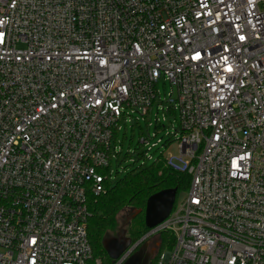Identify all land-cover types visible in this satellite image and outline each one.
<instances>
[{
  "label": "built area",
  "instance_id": "built-area-1",
  "mask_svg": "<svg viewBox=\"0 0 264 264\" xmlns=\"http://www.w3.org/2000/svg\"><path fill=\"white\" fill-rule=\"evenodd\" d=\"M141 121L123 173L164 159L191 181L113 264L161 233L156 264H264V0H0V264H104L91 197Z\"/></svg>",
  "mask_w": 264,
  "mask_h": 264
},
{
  "label": "trees",
  "instance_id": "trees-1",
  "mask_svg": "<svg viewBox=\"0 0 264 264\" xmlns=\"http://www.w3.org/2000/svg\"><path fill=\"white\" fill-rule=\"evenodd\" d=\"M190 181L191 176L187 172L172 169L165 164L163 159L151 162L144 167H131L112 181L106 192L91 197L92 214L88 221V234L94 256L100 257L104 264L114 263L105 250L104 239L117 230V217L120 212L126 208L140 211L131 217L127 228L129 238L132 243H135L149 231L145 224V208L148 198L167 188H177L176 198H178L181 192L188 190ZM158 238L161 245L152 259V264H156L164 242L172 236L168 233H161Z\"/></svg>",
  "mask_w": 264,
  "mask_h": 264
},
{
  "label": "rangeland",
  "instance_id": "rangeland-1",
  "mask_svg": "<svg viewBox=\"0 0 264 264\" xmlns=\"http://www.w3.org/2000/svg\"><path fill=\"white\" fill-rule=\"evenodd\" d=\"M171 84L168 81L161 80L159 84L157 85V90H159L160 98L159 100H163L166 97H168V93L171 91ZM156 118V106L152 110V117L151 121L155 122ZM174 119V117H170V120ZM143 128V130L148 131L149 133H152L155 131V127H149L148 123L145 121H141L140 124L136 123L134 125V128L131 127V123L125 126V124H122V129L118 133L117 141L118 145L122 149V155L121 158L125 155L126 157L122 160L120 164H118L115 160L113 161L112 168L114 171V180L118 178L120 175L123 174L124 171V165L129 163L130 159H137V150L140 147L139 140L141 137L140 128ZM179 154L178 144L176 142H173L172 145L166 150L165 155L169 156H177ZM119 168L121 171V174L118 175L116 173V170ZM187 191H183L179 194L178 200H180L182 197H185ZM139 210H133L131 208H126L122 212L118 214V227L117 230L114 233H110L108 236L111 237H129L127 233V228L129 221L131 217L135 216L137 213H139ZM140 241V239L138 240ZM146 244L147 252L152 254V259L155 257V255L158 252V247L161 245V242L158 238V236H152L147 239H145L144 242H142L140 245Z\"/></svg>",
  "mask_w": 264,
  "mask_h": 264
},
{
  "label": "water",
  "instance_id": "water-1",
  "mask_svg": "<svg viewBox=\"0 0 264 264\" xmlns=\"http://www.w3.org/2000/svg\"><path fill=\"white\" fill-rule=\"evenodd\" d=\"M177 197V188H167L152 194L145 208V224L150 229L164 221L171 213ZM144 238V237H143ZM132 244L129 237H111L104 239V247L110 258L118 259ZM146 244L133 252L123 264H152V254L146 253Z\"/></svg>",
  "mask_w": 264,
  "mask_h": 264
},
{
  "label": "snow or ice",
  "instance_id": "snow-or-ice-1",
  "mask_svg": "<svg viewBox=\"0 0 264 264\" xmlns=\"http://www.w3.org/2000/svg\"><path fill=\"white\" fill-rule=\"evenodd\" d=\"M202 6L203 7H206V5L205 4H202ZM206 14H211L210 12L209 13H206ZM161 27L163 28L164 26L163 25H161ZM239 41H241V42H243V41H245L246 40V37L244 36V35H240L239 36ZM224 51L225 52H227L228 51V49L227 48H225L224 49ZM185 59H188V57H185ZM191 59L192 60H200L201 59V52H199V51H196L192 56H191ZM229 61V57L228 56H221L220 57V59H219V61H218V63H223V72H225V73H227V74H229L228 75V79L229 80H231V78L233 77V75H234V68H233V65L231 64V63H229L228 62ZM101 63H103V61L101 62ZM209 71H211L210 69H209ZM213 79H215V77L213 78ZM219 83L220 84H225V79H219ZM210 91H212V92H215V91H217V89L214 87V86H210ZM62 95V94H61ZM96 103H100V101H96ZM43 110V109H42ZM238 159H244L243 157H238ZM232 163H233V165H235L236 164V160L234 159L233 161H232ZM33 243H35V241L33 240L32 241Z\"/></svg>",
  "mask_w": 264,
  "mask_h": 264
},
{
  "label": "flooded vegetation",
  "instance_id": "flooded-vegetation-1",
  "mask_svg": "<svg viewBox=\"0 0 264 264\" xmlns=\"http://www.w3.org/2000/svg\"><path fill=\"white\" fill-rule=\"evenodd\" d=\"M120 237H122V236H120ZM144 241H145V240H142V241L138 244V246L136 247L135 251L138 250V249L142 246V245H140V244H141L142 242H144ZM135 251H134V252H135ZM145 252L148 253V252H147V247H146V249H145Z\"/></svg>",
  "mask_w": 264,
  "mask_h": 264
}]
</instances>
